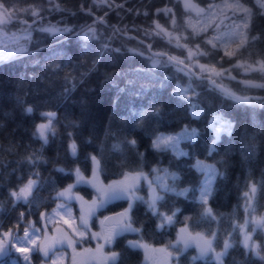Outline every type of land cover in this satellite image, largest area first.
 Wrapping results in <instances>:
<instances>
[{"label": "trees", "instance_id": "obj_1", "mask_svg": "<svg viewBox=\"0 0 264 264\" xmlns=\"http://www.w3.org/2000/svg\"><path fill=\"white\" fill-rule=\"evenodd\" d=\"M190 1L204 9L213 3V0ZM0 2L13 18L0 24V30L10 32L20 30L18 26H21L28 33L22 41L12 45L20 46L12 56L0 57V237L7 232L21 234L29 222L40 225V214L56 203V191L74 183L71 170L79 168L84 175L90 174L89 156L93 155L100 160L98 178L102 182L119 179L125 172L141 168L154 178L152 168H160L179 175L175 182L177 190L191 189L187 196L165 194L159 212L171 215L176 209L179 211L174 223L163 229L157 227L158 214L153 215L145 203H135L131 211L132 224L141 231L126 232L106 247V251L112 248L121 253L122 264H147L144 250L130 248V240L165 247L175 254L172 245L183 227L194 234L215 233L213 246L217 251L223 249L227 240L232 246L223 257V264H264V260L245 248L237 226L246 214L245 193L252 184L257 191L249 213L264 215V106H261L264 105V87L246 83L264 84V72L245 70L249 65L259 68L257 62L264 61V8L257 0H241L252 10L249 43L238 50L235 43L228 45L227 50L235 53L231 57L224 55L225 48L220 42L216 48L204 43L215 34L214 25L206 32L194 34L188 23L191 12L184 8L181 0ZM32 11L38 15H32ZM232 19L238 20V17ZM229 23L225 20L221 33L227 30L225 25ZM50 26L71 31H41ZM90 26L96 29L99 39H83ZM254 35H259L260 39L251 41ZM105 44L107 49L103 47ZM184 44L193 50L199 44L206 55L188 59L187 48L178 46ZM20 48L26 52L21 53ZM151 52L184 60L200 78L189 75L186 69L180 71L182 65ZM154 60L159 61L158 66H153ZM197 63L215 68V72L207 71L201 76ZM204 77H210L237 96L252 98V103L232 99ZM178 86L188 89L192 103L200 111L198 117L192 115L188 100L175 94ZM18 98L23 102H18ZM28 106L33 108L31 114L24 111ZM155 108H159V114ZM142 111L148 113L143 120L134 114ZM46 112L55 114L52 123L56 135H49L48 144L43 146L41 154L47 163L41 162L37 167L30 165L27 157L39 152L43 145L33 133L38 124L46 122L41 115ZM217 116L232 123L231 134L222 131L219 139L212 127ZM186 127L195 128L198 133L195 143H180L187 156L177 158L170 151L152 148L157 135L180 134ZM130 139L137 141L135 149L127 144ZM73 141L77 145L75 157L70 149ZM214 141L215 151L210 152ZM252 144H255L254 151L250 150ZM116 145L118 149L114 148ZM139 153H143L142 159ZM197 161L214 165L223 172V176L215 178L206 205L199 199L205 174L194 167ZM58 168L66 171H56ZM35 171L47 182L38 195L34 190L35 203L15 201L10 192L18 190ZM167 183L171 184V179ZM145 189L144 185L139 194L146 200ZM74 191L87 197L94 194L87 185H78ZM126 206L127 200H116L97 213L101 215ZM206 208L211 209L215 219L205 215ZM254 238L264 254L260 235ZM195 256H198L197 249L189 247L180 255L179 264H215L210 258L193 260ZM31 259L35 264L40 257L34 252ZM170 261L176 264L174 257ZM0 264L11 262L6 259Z\"/></svg>", "mask_w": 264, "mask_h": 264}, {"label": "snow or ice", "instance_id": "obj_2", "mask_svg": "<svg viewBox=\"0 0 264 264\" xmlns=\"http://www.w3.org/2000/svg\"><path fill=\"white\" fill-rule=\"evenodd\" d=\"M257 3L261 8H264V0H257ZM58 7V6H57ZM186 9L195 11L197 16L202 13H208L207 19L208 23L200 28L199 30L194 27V34L199 35L201 32H206L209 27H213L214 35L207 37L204 40L206 45H211L212 48L217 47V42L225 48L224 55L231 57L234 52L227 50L228 45L235 43L237 45V50L241 47L246 46L249 43L248 30L252 18V10L245 6L241 0H220L219 3L213 0V3L208 5L207 9L199 8L196 5L186 3ZM0 24H5L10 21L12 14L7 9L4 8V4L0 2ZM229 13L231 15H229ZM74 14V13H73ZM242 14V15H241ZM32 15H38L36 11H32ZM232 17H238L237 19H232ZM225 20L230 21L229 24L225 25L227 29L225 32H220V27L224 24ZM175 23V21H173ZM157 27H160L157 25ZM41 31H47L50 33L56 32H70V28H56L55 26H50L48 28L41 29ZM171 35V34H169ZM83 39L85 41L89 39H99L96 36V29L94 27H89L88 32L83 34ZM179 38H177L178 40ZM259 35L251 36V41L259 40ZM188 50V59H191L196 55H206L204 51L200 49V45H195V50L188 48L187 44L178 45ZM105 49L108 45L103 46ZM21 53L26 52V49L20 48ZM115 51H119L116 49ZM142 54V53H141ZM159 55V54H157ZM175 62L177 65H184V60H179L176 57H168V62ZM259 68H253L249 65L245 70L261 71L264 72V61H258ZM159 61L154 60L153 66H158ZM200 68V75L203 76L205 71L215 72V68H208L205 65L197 63ZM243 66V65H239ZM185 67L179 68L180 71H184ZM189 75H195V73H188ZM216 75H221V73H216ZM210 78V77H208ZM212 83L216 85V81L212 80ZM252 87H264V84H253L252 82H246ZM220 90L232 99L243 103L251 104L252 98L248 96H237L230 90L223 88L221 85H216ZM181 96L183 99L188 100L190 107L192 108V115L198 117L200 111L196 104H193L191 97L188 95V89H180L175 93ZM18 102L22 103V100ZM264 106V105H261ZM26 114H31L33 108L28 106L24 109ZM159 108H155L156 114H159ZM138 115L141 120L148 114L147 111H142L139 113H134ZM43 117L46 118L45 123H40L36 126V131L33 133L35 137L43 142V145L39 152L33 153V155L28 156L27 160L30 165L38 167L39 163H47V160L42 156L43 146L47 145L49 142V135L55 136L56 131L53 126V119L55 114L51 112L41 113ZM217 124L219 125L217 127ZM212 127L216 132V137L219 139V135L222 131L231 134L232 123L222 117H214ZM198 135L195 128L189 129L185 128L183 132L178 135H164L159 134L152 141V148L156 151L161 152H172L177 158L182 156H187L188 153L182 150L179 145L182 141H190L195 143L196 136ZM127 144L135 149L137 141L135 139H130ZM114 148H119V145L114 146ZM71 154L75 157L77 154V145L75 141L70 145ZM255 144L250 145V150L254 151ZM215 151V141L210 149ZM141 159L143 158V153H139ZM92 162V175L90 178L85 177L79 168L72 169V174L75 176V182L69 184L62 190L56 192L55 199L61 202L57 204V208L53 210L52 216L49 218V222L54 223L56 218L62 220L64 225H67L70 231H64L62 228L55 227L54 234L48 236L47 234L43 239L35 233L39 230H35L30 233L27 229L24 231L23 238H18L16 243H12L11 232L4 233V238L8 240L7 246L4 245L3 240H0V258L9 257L11 258V264H31V257L33 252L42 253L45 258L48 259V264H66V261L70 264H122L121 253L109 248L105 251V246H110L114 243L118 236H122L126 232H136L141 231L140 228L133 227L131 211L133 206L137 201L147 204L148 208L153 212V215H157L160 221L157 225L158 228L163 229L165 226L174 223V217L179 209L168 215L164 212H159V206L165 201V194H174L176 196H187L191 189L183 188L177 190L176 181L179 180V175L175 172H169L168 169L152 168L151 173L154 174V178H150V174L146 173L141 169L128 171L123 174V179L115 180L108 184H104L99 181L98 174L101 171L100 160L93 155L89 156ZM194 167L198 171L205 174L204 181L199 188V199L202 204H207L208 198L212 195L213 182L217 176H223V172L217 169L214 165H208L204 162L197 161ZM56 171L65 172L64 168H58ZM163 172V175L160 173ZM35 177V179L31 178ZM171 179L172 183H167V180ZM144 181L147 187L151 191V196L149 199L145 200L142 196L138 195L140 191V182ZM47 183L40 179L39 171H35L30 174V178L22 186L18 187V190H13L10 192V196L14 198L17 202H23L24 204L35 203L37 197L33 195L34 190L38 191ZM54 184V182H52ZM78 185H87L95 190L96 198L91 201H86L84 197L80 196L78 192L74 191ZM264 187V185H262ZM257 191L256 185L252 184L249 188V192L245 193L246 204L245 208L251 207V203L255 197ZM30 197L32 198L30 200ZM80 201V215L79 223H75V217L72 216V201ZM116 200H127L128 207L115 216H105L103 220H99L101 225V230L99 232L91 231L90 220L96 216V212L103 207H106L109 203ZM21 219H23L24 214L21 213ZM41 218L44 219L48 217L47 213H41ZM205 215L215 219L212 216V211L210 208L205 209ZM68 217V218H65ZM252 224V232L256 229L264 230V216H252L251 221L245 220L243 224L237 225L240 230L244 233V246L248 248L249 251L253 253L256 257L264 260V254H262L261 246L252 242V232L248 230V224ZM29 227H33L32 222H29ZM47 228V224H45ZM186 229H180V234L178 235L177 241L172 247L175 249V254L172 251H167L166 249L152 250V251H165L168 258H173L176 264H179V257L183 252L187 251L189 247L195 245L198 249L199 255L192 257L193 260L196 259H209L215 264H223V257L227 255L228 249L232 246L227 240L223 243V249L217 251L213 246V240H215V233H211L209 236H205L202 233H196L195 236L190 234L185 235ZM89 237L92 240H96V247H84L78 250V245H83ZM128 246L133 249L143 248L145 251L149 250V246L142 242V240H130L128 241ZM70 248L71 253L64 251V248ZM15 253H20L19 258H14Z\"/></svg>", "mask_w": 264, "mask_h": 264}, {"label": "rangeland", "instance_id": "obj_3", "mask_svg": "<svg viewBox=\"0 0 264 264\" xmlns=\"http://www.w3.org/2000/svg\"><path fill=\"white\" fill-rule=\"evenodd\" d=\"M181 2L183 4L184 8H185V4L186 3L193 4L190 0H181ZM205 9H207V8H205ZM188 10L191 12L190 17L188 18V23L193 29L195 27V29L199 30L200 28L204 27L208 23V19H207L208 13H202L200 16H197L195 11H192L190 9H188ZM18 28L20 30H11L10 32H7L5 30H0V57L1 58H7L9 56H12L15 53V51L19 49L18 47H20V46L13 47L12 45L19 43L20 41H22L21 39L23 37L27 36L28 33L26 31V28L21 27V26H18ZM205 72H207V71H205ZM164 135H178V134H164ZM179 147H180V145H179ZM208 165H211V164H208ZM92 167H93V165H92ZM91 175H92V169H91V172H90L89 175H87V176L84 175V176L90 178ZM121 179H123V176L121 178L115 179V180H121ZM115 180H111V181H108L106 183L105 182H103V183L104 184H108V183H110L112 181H115ZM99 181H101V180L99 179ZM74 182H75V176H74ZM144 185L147 187L145 182L141 181L140 182V189ZM67 186H65V187H67ZM65 187H62V188L58 189L57 191L62 190ZM145 191H146V200H147L151 196V191H150V189L148 187H147V189H145ZM139 192H138V195L140 196L141 193L139 194ZM78 194L80 196L84 197V199L86 201H91L94 198H96L95 190H94L93 196H91V197H87V196H85V195H83V194H81L79 192H78ZM55 197H56V194H55ZM60 202H61L60 200H56L55 205L50 210H48L47 212H44V213L48 214V217H46L44 219L41 218V223H40L41 225L40 226L39 225H37V226L34 225V228H33V227H29V223H28V225L23 229L21 234L11 233L12 243H16L18 238H23V234H24V231L26 229L30 233L34 232L35 230H39L35 234L39 235L41 237V239H43L46 234L48 236L53 235L55 227L62 228L64 231H70L68 229L67 225H64L62 220H60L59 218H56L54 223L49 222V218L52 216L53 210L57 208V204L60 203ZM80 207H81L80 201L74 200V201L71 202L72 216L76 218L75 219V223L76 224L79 223V219L78 218H79V215H80ZM127 207L128 206L124 207L123 210H125ZM249 209L250 208H248V210H246V214H245L244 219H243L241 224H243L245 220L251 221L252 216L255 215V214H252L251 212L249 213ZM105 214L98 215V213L96 212V216L93 217L90 220L91 231L99 232L101 230V225L99 223V220H102V217ZM255 216H264V215H255ZM96 217H98L99 220ZM65 218H68V217H65ZM45 224H47V228H45ZM252 227H253L252 224L249 223L248 224V230L250 232H252ZM183 228H185V227H183ZM179 234H180V229L178 231V235ZM188 234H190L191 236H195L194 233H190L186 229L185 235H188ZM240 234H241V242L243 243V241H244V233L241 230H240ZM255 235H258V236L260 235L261 241L264 243V230L256 229L254 232H252V242H255L257 244V242H256V240L254 238ZM0 240H3L4 245L7 246L8 240L6 238H4V236L0 237ZM96 243H97L96 240H92L89 237V239H87L83 245H78L77 248H78V250H80L81 248H84V247L95 248L96 247ZM193 246L195 247V245H193ZM106 247L107 246H105V249H104L105 251H106ZM160 249H166L167 251H169V249L165 248V247H153V246H149V250L148 251H145V249H143L144 252H145V261H146L147 264H171L170 258L167 257L165 251H152V250H160ZM64 251L68 252L69 254L71 253V249L67 248V247L64 248ZM35 253H37V252H35ZM20 255H21L20 253H15L14 254V258H19ZM37 255L40 257V260L37 263H35V264H48V259L45 258L42 253H37ZM197 255H199L198 249H197ZM7 260L9 262H11V258L7 257ZM31 264H33L32 263V259H31ZM66 264H70V262L66 261Z\"/></svg>", "mask_w": 264, "mask_h": 264}, {"label": "water", "instance_id": "obj_4", "mask_svg": "<svg viewBox=\"0 0 264 264\" xmlns=\"http://www.w3.org/2000/svg\"><path fill=\"white\" fill-rule=\"evenodd\" d=\"M11 21H13V18L11 17V19H10ZM34 21H31V22H27V21H22V23H26V24H32ZM151 54H153V55H156V56H165V57H169V56H167L166 54H163V53H159V52H151ZM157 54H159V55H157ZM173 63H175L174 61H173ZM183 67H185V64L184 65H182ZM186 70H188L189 72H191V73H195L190 67H186L185 68ZM195 76L197 77V78H200V76H197L196 75V73H195ZM206 80H208V82H209V84L211 85V86H213V87H215V88H217V89H219L220 90V88H218L216 85H219V84H217L216 83V85H214L213 83H212V79H210V78H208V77H204ZM124 210H117V211H113V212H109V213H107L105 216H115L117 213H120V212H123ZM104 216V217H105ZM104 219V218H103ZM6 246V245H5ZM6 257H4V258H0V261H3L4 259H5Z\"/></svg>", "mask_w": 264, "mask_h": 264}]
</instances>
